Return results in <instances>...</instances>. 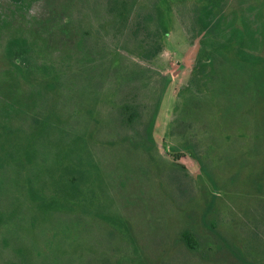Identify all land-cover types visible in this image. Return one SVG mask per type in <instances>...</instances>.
<instances>
[{
    "label": "rangeland",
    "instance_id": "rangeland-1",
    "mask_svg": "<svg viewBox=\"0 0 264 264\" xmlns=\"http://www.w3.org/2000/svg\"><path fill=\"white\" fill-rule=\"evenodd\" d=\"M0 264H264V0H0Z\"/></svg>",
    "mask_w": 264,
    "mask_h": 264
},
{
    "label": "trees",
    "instance_id": "trees-1",
    "mask_svg": "<svg viewBox=\"0 0 264 264\" xmlns=\"http://www.w3.org/2000/svg\"><path fill=\"white\" fill-rule=\"evenodd\" d=\"M116 9H119V8H116ZM118 12V11H117ZM117 15L119 16H122L123 17V14L121 13V12H118L117 13ZM21 52H24V50H20ZM247 59L248 60H250V61H254V59H252V58H248L247 57ZM130 116L131 115H128V119H130ZM148 131V130H147ZM149 133V132H148ZM182 238H183V242L185 243V245L187 246V247H189V248H193V240H192V237H191V235L188 233V232H183V234H182Z\"/></svg>",
    "mask_w": 264,
    "mask_h": 264
}]
</instances>
